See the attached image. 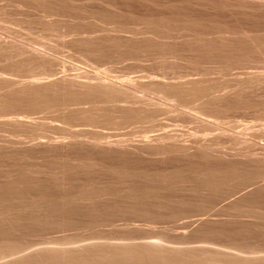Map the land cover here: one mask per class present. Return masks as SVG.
<instances>
[{"label":"rangeland","instance_id":"1","mask_svg":"<svg viewBox=\"0 0 264 264\" xmlns=\"http://www.w3.org/2000/svg\"><path fill=\"white\" fill-rule=\"evenodd\" d=\"M22 42L30 45L24 48ZM97 71L110 79H136L150 88V97L175 93L168 87L162 89L161 83L187 79L198 80L201 87H218L224 98L214 105L220 104L217 120L234 129L229 131L247 129L241 130L243 137L258 135L255 149L264 148V0H0V81ZM44 83L50 85V94H61L65 100L87 98L68 84ZM23 100L0 105V115H29L33 119L0 124V262L4 255L24 248L20 255H33L28 264L32 257H36L35 264L44 258L49 264V255L52 264H63L69 254L70 260L75 258L64 264H73L79 257L85 264L84 255L93 260L107 257L109 264H135L131 258L143 257L145 250L142 259L171 264H186L183 255L190 264H201L204 259L202 264H241L242 256L259 261L242 264L264 261V150L256 149L259 158L247 160L234 157L231 151L238 146H232L233 156L228 149L227 156L206 160L210 165L197 155L174 158L177 162L151 161L158 168L165 164L169 168L182 165L186 170L204 168L206 174L221 178L202 182L198 174H191L165 177V183L154 177L144 181L140 179L146 177L131 173L140 166L145 168V163L153 169L145 162L149 159L138 160V155L128 150L88 141L53 144L51 137L83 129L86 134L102 131L136 141L151 125L150 117H145L148 114L115 118L108 108L62 113L51 104ZM167 117L162 114L159 119L166 122ZM211 130L214 135L220 131ZM214 135L224 142L227 139L220 133ZM188 161L192 165L186 168ZM126 165L134 171L128 172ZM146 188L153 189L147 192ZM206 206L224 211L205 217ZM248 210L256 216H248ZM51 248L58 249L59 259H53L57 249ZM67 249L75 251L73 256ZM120 249L123 263L114 260ZM35 251L39 253L35 255ZM76 252L84 255L78 257ZM107 254H113L114 261ZM125 256H130L131 262ZM79 260L74 264H82ZM100 260L93 262L104 264Z\"/></svg>","mask_w":264,"mask_h":264},{"label":"bare ground","instance_id":"2","mask_svg":"<svg viewBox=\"0 0 264 264\" xmlns=\"http://www.w3.org/2000/svg\"><path fill=\"white\" fill-rule=\"evenodd\" d=\"M151 34H153V33H151ZM29 45L30 44L28 42H22V44H21V46L24 48H26V46H29ZM251 75H253V74H251ZM31 77H33V78L30 79ZM31 77L25 81H22V80L21 81L1 80L0 81V96H1L0 97V105H2L3 103L4 104H12V105L19 104V101H24L23 98L26 97V98L31 99V100H37V101L45 102L47 104H51V106L53 108L54 107L59 108L62 113H64V112H70V113L79 112V113H81V112H86L88 109L108 108V109H110L111 113H115V115H116L115 118H120L121 115L126 117V118H129V117L136 116L137 114L138 115L148 114L145 117H150V122H151L150 127L146 130H143L140 133L139 138L136 139V141H133L132 138H127V137H123V136L118 137V135H117V137L114 135L115 138L112 137L113 135L112 136L110 135L113 138L112 139L108 134H104V132H102V131L93 132L92 134H86L83 129H77L73 132L72 131L64 132V135H61V136H58L55 138L51 137V143H53V144L60 143V144H66V146H67L69 144L72 145L73 143H74V145H77V144L80 145L83 143L92 142L95 144V146H114L116 148H119V150H128L131 153L138 155V157H139V158H137L138 160H140V158L142 160L143 159H149L150 161L145 160V162H147L148 164H150L149 162H151V161L155 162V160H157L156 162H158V160L162 161V160H167V159H169V160L173 159L172 161H175L174 158H176V160L179 158V160H180V158H187V157L194 156V155H197V157L205 158V161H206V160H210V158L213 156H227L228 153L230 154V149L234 148V147L232 148V146H235V147L238 146V148H236L235 152L231 151V154L233 153L234 157H240L242 159L250 160L253 158H259L260 155L258 156L256 149L257 150H259V149L264 150V148L263 149L262 148H259V149L256 148L255 149L256 145L258 144V142H257V139L259 138L258 135L252 134L250 136L243 137V133L247 129H244V130L241 129L242 131H244L243 133L241 130L229 131V130H234V129L233 128L228 129L226 126L224 127L223 123H225V122H221L220 120H217V118L215 117V115H216L215 113L219 112L217 110L220 107V104L218 103V106L217 105L214 106V105L217 103V101L220 102L221 99L223 100L224 97L222 96V94H218L219 93V92H217L218 91L217 89H219L218 87H215V89L217 88L216 90L214 88H212L211 85H210V87L209 86L208 87H201L198 85L199 82H196L198 80L195 81V80L187 79L186 81L183 80V82L177 81V82H173V83H161L162 89L164 87H168V88H171L175 93H166V94H163L161 96L150 97L148 95L150 93L149 92L150 88L142 86V84L140 82L138 83V81L136 79H132L128 76H124V77L122 76L123 78H119L117 76V77H115V79H110V78H108L109 76H107L106 74L97 71V72H92L89 74H87V72H86L85 75L75 73L71 76V75H65V74L57 75V73H51V74L44 76V77H41V76H31ZM38 77H40L41 79ZM45 77L46 78L48 77V78L46 79ZM162 77H164V76H162ZM247 77H248V75H247ZM255 77L257 78V76H255ZM260 77H258V79H260ZM50 80H51V83L52 82L53 83L54 82H60V83L68 84L72 89L80 90V91L84 92L85 95L87 96V98L86 99L85 98H77L74 100H69V99L65 100V98L61 94H58V95H56L54 93L50 94V91H49L50 85L44 83V82L50 81ZM260 81H261V79H260ZM212 89H214V91H216L217 93L215 94V92ZM221 90L222 89H220V91ZM139 92H143V93L141 95H137V93H139ZM86 104H88V105L85 106ZM212 106H214V107L212 108ZM210 108L216 110L217 112H214V110L212 111ZM219 110H220V108H219ZM162 114L168 115V117L166 118L167 119L166 122L160 121L159 116ZM9 120L32 121L33 119L29 115H7V114L0 115V124L3 123L4 121H9ZM77 124L79 125V124H83V123H77ZM87 124L91 125L90 123H87ZM116 124H121V123H116ZM191 125H194L195 127L194 126L190 127ZM73 126H75V125H73ZM213 127L217 128L218 131L220 130L219 133L222 136H224V135L227 136V139H226V137L223 138L220 135L221 138L226 139L225 142H224V140L222 141L218 137L219 135H217V134H219V133H216L217 137H213L214 133L212 134V130H211V129L214 130ZM209 130L211 132H209ZM214 132H215V130H214ZM216 135H214V136H216ZM108 138H111V140ZM226 142H228L227 143L228 145H226ZM226 150H228V153ZM263 153H264V151H263ZM231 154H230V156H233ZM262 156H263V154H262ZM75 159L77 160V158H75ZM133 162H135V161H133ZM175 162H177V161H175ZM189 162H191V161H188V163ZM141 163L144 164L143 161ZM164 163L161 162L160 164L164 165ZM171 163H174V162H171ZM207 163L210 165L209 162H207ZM136 164H138V163H136ZM168 164H167V166H168ZM189 164L186 165V166H188L186 168H189V166L192 165L191 163H189ZM117 165H119V164H117ZM152 165H153V167L155 166V164H153V163H152ZM175 165L173 167L169 168V167H166V164H165L164 165L165 167H163V168H161V167L158 168V166H157L154 168L151 167L153 169H149V166L145 163L144 166L142 165L145 168H142L140 166V168L138 167L139 169H137V170L135 169L136 171L132 170L130 166L128 167V165H126L128 167V168L127 167L126 168L128 170L129 169L130 170L128 171L127 169H125V171L126 170L128 172H130L131 170L134 171V173H131L132 174L131 176H135L137 174L138 176H136V177H138V178H139V176L140 177H146L143 179L141 178L140 180L145 181V179L147 180V177H152V178H150L151 180L156 178L157 181H159V182L161 180H164V183H165V177L167 179L168 176L169 177H176V176H181V175L198 174V176H200L202 178V182L213 181L215 179L221 178L220 176H217L213 173L206 174L204 172V168L202 170H200L201 168L200 169H192V167H190L191 169L186 170V169H183L182 165H181L182 168H179L180 166L178 167L177 165H176L177 167H175ZM178 165H179V162H178ZM194 165L195 164H193V166ZM121 166L122 165H120L119 167H121ZM124 166L125 165H123V167ZM146 166H148V167H146ZM159 166H162V165H159ZM114 167H116V170L118 169L117 166L114 165ZM114 167H113V171L115 170ZM132 167L135 168L134 165ZM196 167H198V166H196ZM124 168L123 169L121 168V169L124 170ZM136 168H137V165H136ZM118 170H120V169H118ZM111 171H112V169H111ZM123 172L122 173L118 172V173L124 174ZM125 175H127V174H125ZM261 178H264V177H261ZM151 180H148L149 184H150ZM153 182L154 181H152V185H153ZM160 183L157 182V184H160ZM141 184L142 183H140V185ZM149 184H147V185H149ZM154 185H155V182H154ZM151 187H155V186H151ZM157 187H160V186H156L155 188H157ZM155 188H154V190H155ZM142 189H145V188H142ZM142 189H141V191H142ZM152 189H150V190H152ZM158 189H161V188H158ZM131 190H133V189H131ZM138 190H139V186H138ZM146 190H147V192L150 191L149 188H146ZM154 190L152 191V193L154 192ZM141 191L139 192L140 195L143 194V193L141 194ZM133 192H135V191H133ZM137 192L138 191L136 190L135 194H137ZM144 192H145V190H144ZM150 193L151 192H149V194ZM158 193L159 192H157V194ZM0 201L2 202V200H0ZM219 201H221V200H219ZM214 204H216V203L214 202ZM213 207L214 206H210V208L207 207L208 210H207V208L204 209V210H207L206 211L207 213L203 212V214L202 213L201 214L203 216L205 214L206 215L208 214L210 217L211 214L219 215L218 213L221 214V212L224 211L223 209H222V211L217 210V208H216V210H214L215 207L214 208ZM201 211H203V209ZM237 211H239V210H237ZM251 211L249 212V210H248V212L246 214H248V216L255 217L256 213L251 212ZM242 212H244V210ZM206 215H205V217H206ZM234 215L238 216L241 214L239 213V214H234ZM199 216H201V215H199ZM213 216H215V215H213ZM114 244H118V243H114ZM149 244H151V243L149 242ZM90 245L96 246L95 244H92V243ZM100 245H102V244H100ZM105 246H103V247H105ZM125 246L126 245H124V248H125ZM128 246H130V244H128ZM128 246H127V248H128ZM223 246H224V244H223ZM109 247H110V245H109ZM133 247L134 246H132V248ZM135 247H137V246H135ZM130 248H131V246H130ZM141 248H143V247H141ZM226 248H228V247H226ZM231 248L236 249L237 251H244L243 249L242 250L239 249L240 247L239 248L231 247ZM53 249H57V248H51V250H53ZM84 249H86V248H84ZM24 250H25V248L24 249H18V250H15L14 252H12L10 254L4 255L3 256L4 259H1L2 261L0 262V264H28V257L31 256L32 254L28 253V254L20 255L21 252ZM65 250L63 249V251H65ZM82 250H83V248H82ZM105 250L107 251L106 248H105ZM108 250H110V249H108ZM122 250H124V249H122ZM132 250L134 251V249H132ZM137 250H138V248H137ZM153 250H155V249H153ZM38 251H41V249ZM72 251L75 252L74 250H70V251L68 250L69 253L70 252L72 253ZM79 251H78V253H79ZM117 251H120V253H118L116 256L114 255L115 256L114 258L117 257V259H114V260H118V262H119L121 256L123 257L124 252L121 254V249L117 250ZM145 251H144V253H145ZM175 251H176V255L180 254V253H177V251H178L177 248L175 249ZM41 252H44V251H41ZM68 252L66 251L64 253H68ZM113 252H114V254L117 253L116 249H114ZM113 252H111V253H113ZM138 252H140V250ZM185 252H186V250H185ZM187 252H188V248H187ZM210 252H212V251L210 250ZM22 253H24V252H22ZM37 253H39V252H36L35 255ZM54 253H56V255ZM54 253L53 254L55 256L53 257V259L54 258L59 259V258H57L58 254H60L58 252V249H57V252L54 251ZM144 253H143V257H144ZM157 253H158V251H157ZM163 253L164 252H162V254ZM245 253H246V251H245ZM119 254H121V255H119ZM141 254L142 253H140V255ZM146 254H148V253L146 252ZM183 254H185V253H183ZM188 254H190V253H188ZM191 254H193V253H191ZM217 254L219 257H221V252H220V255H219V253H217ZM47 255H49V254H47ZM74 255H75V253H74ZM76 255L78 256L77 252H76ZM83 255H81V253L79 254V256H83ZM102 255H103L102 257H104V254H102ZM112 255L111 256L108 255V257H111V259L113 260ZM131 255L132 254L130 253V256ZM170 255H174V254H170ZM8 256H10V257H8ZM69 256H70V254H69ZM69 256H67L68 258L65 256L66 261H67V259H69ZM71 256H73V253ZM118 256H119V259H118ZM130 256H129V258H130ZM132 256H135V255L133 254ZM191 256L192 255H190V258L193 259ZM232 256L235 257L234 255H232ZM65 257H63L64 261H65V259H64ZM85 257H86V255H84V260L87 263H88V261L91 262L89 259L93 260V258L88 259ZM143 257L141 255L140 257H137L135 259L131 258V261H133L135 264H171V262L170 263L169 262L163 263V262H161L162 261L161 259H159L160 261H158V262H157V260H155L156 262H153L154 261V259H153V261L151 262V261L147 260L146 257H145V260L142 259ZM148 257H150V255ZM178 257L180 258L181 256H178ZM214 257L216 258V256H214ZM233 257H232V259H235ZM46 258H47V256H46ZM48 258L50 260V255L48 256ZM51 258H52V256H51ZM60 258H62V257H60ZM73 258H75V256L72 257L71 260ZM81 258H83V257H81ZM81 258L80 257L77 258V261L75 260L74 263L75 262L78 263V259H80L79 261H81L80 263H82ZM125 258H127V261L129 260L128 256H125ZM154 258H156V256H154ZM182 258H185L186 260H188L187 259L188 256L186 258L183 255ZM182 258H180V259H182ZM209 258H211V257H209ZM215 258H213V262H214ZM223 258H224V256L222 257V259ZM226 258H228V257H226ZM237 258H238V256L236 257V259ZM240 258H243L245 260V261L243 260V262H248V263H249V260H251V259H252L251 262H254L253 259L254 260L256 259L258 261V259L256 257L251 258V257H247V256H242ZM29 259H30V257H29ZM31 259L36 260V257L35 258L32 257ZM44 259H41V263L39 262V264H43V262L47 264V262H46L47 260H44ZM105 259H108V258L104 257V260L94 258V260H96V261L97 260H100V262L104 261L103 262L104 264L106 261V263L109 264V261L107 262V260H105ZM156 259H158V258H156ZM164 259L165 258H163V260ZM172 259H170V261ZM174 259H176V258H174ZM232 259L230 258V260L229 259H227V260L233 262ZM261 259H263V258H261ZM33 260H29L30 264L36 263V261L34 260L35 262H33ZM49 260H48V263L50 264L51 261L49 262ZM60 260L58 261V263L60 262ZM63 260H61V261H63ZM71 260L69 259L68 261H71ZM73 260H72V262H73ZM84 260H83V262H84ZM122 260L124 262V258ZM150 260H152V259H150ZM186 260H185V263L187 262L186 264L191 263V261H189L190 263H188V261H186ZM194 260H192V261H194ZM237 260L240 261L242 259H237ZM31 261H32V263H31ZM66 261L64 263H66ZM127 261L125 263H127ZM131 261L129 260L128 262H131ZM178 261H179V259H178ZM182 261H183V259H182ZM202 261L204 262L206 260L204 259ZM202 261H201V264H202ZM37 262H38V260H37ZM72 262H70V263L72 264ZM86 262H85V264H87ZM92 262H91V264H93V263L97 264L95 262H93V263ZM120 262L123 263L121 260H120ZM220 262L224 263L223 261H220ZM262 262H264V261H262ZM262 262L260 264H262ZM52 263H53V261L51 262V264ZM55 263H57V262H55ZM113 263L116 264L115 262H113ZM195 263L196 262H194V264ZM226 263H228V262H226ZM233 263H236V260ZM60 264H61V262H60ZM67 264H68V262H67ZM82 264H84V263H82ZM88 264H90V263H88ZM111 264H112V262H111ZM131 264H132V262H131ZM210 264H212V263L210 262ZM237 264H239V262ZM251 264H254V263H251Z\"/></svg>","mask_w":264,"mask_h":264}]
</instances>
